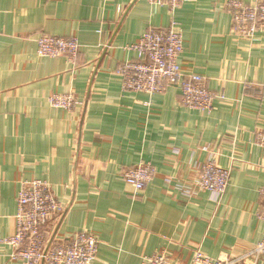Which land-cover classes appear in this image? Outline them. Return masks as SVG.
Masks as SVG:
<instances>
[{
	"label": "crops",
	"instance_id": "0c3cea01",
	"mask_svg": "<svg viewBox=\"0 0 264 264\" xmlns=\"http://www.w3.org/2000/svg\"><path fill=\"white\" fill-rule=\"evenodd\" d=\"M225 6L188 0L172 14L146 0H0V239L16 232L21 185L40 180L65 208L48 237L69 243L82 231L97 235L94 264H142L161 252L190 264L198 250L227 259L257 247L264 233V151L256 144L264 130V33L235 35ZM172 23L183 35L184 71L228 99L211 113L182 105L174 87L126 92L116 75L137 60L131 47L148 30ZM42 34L77 37V63L39 58ZM68 93L80 103L74 112L50 107L51 95ZM211 155L231 171L225 195L186 197L196 167ZM140 163L156 176L135 196L123 173ZM0 264L25 262L0 246Z\"/></svg>",
	"mask_w": 264,
	"mask_h": 264
},
{
	"label": "built area",
	"instance_id": "2783aa9c",
	"mask_svg": "<svg viewBox=\"0 0 264 264\" xmlns=\"http://www.w3.org/2000/svg\"><path fill=\"white\" fill-rule=\"evenodd\" d=\"M188 0H146L151 6L168 7L171 13L182 8ZM231 17L232 32L241 39L254 40L264 33V0L246 4L243 0H226ZM137 60L123 63L116 75L124 91L149 95L164 94L169 88H178L182 105L188 109L211 113L217 103L228 101L224 93L211 91L206 79L196 73H186L179 59L184 51L181 30L176 23L167 29H150L131 47ZM82 51L77 37H55L42 34L37 39L39 58H66L76 64ZM51 108L72 113L79 106L74 93L53 94L48 98ZM256 144L264 151V130L256 133ZM196 177L185 189L188 198L201 192L224 196L231 178L230 169L219 166L214 156L196 167ZM156 169L148 163H140L123 173L124 181L134 189V195L143 194L155 178ZM264 204V187L260 189ZM16 232L0 239V246L11 249L12 259L25 264H94L98 259L100 239L97 235L82 231L76 233L69 243L50 240V225L63 217L65 208L56 197L52 187L45 181L36 180L21 185L17 196ZM264 223V213L258 215ZM264 256V233L262 241L249 254L227 259H213L201 250L195 252L190 264H259ZM142 264H180L172 261L165 252L145 258Z\"/></svg>",
	"mask_w": 264,
	"mask_h": 264
}]
</instances>
